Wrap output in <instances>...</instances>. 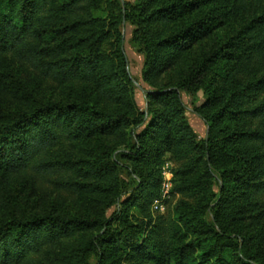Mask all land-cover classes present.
I'll return each instance as SVG.
<instances>
[{"label":"trees","instance_id":"obj_1","mask_svg":"<svg viewBox=\"0 0 264 264\" xmlns=\"http://www.w3.org/2000/svg\"><path fill=\"white\" fill-rule=\"evenodd\" d=\"M200 88L202 141L181 99ZM167 154L181 199L154 217ZM93 256L264 264V0H0V264Z\"/></svg>","mask_w":264,"mask_h":264},{"label":"rangeland","instance_id":"obj_2","mask_svg":"<svg viewBox=\"0 0 264 264\" xmlns=\"http://www.w3.org/2000/svg\"><path fill=\"white\" fill-rule=\"evenodd\" d=\"M123 1H129V2H134L135 0H123ZM134 29L135 26L132 25L129 21H123L121 24L120 30L124 36V42H123V49L126 53L127 56V68L130 73V76L133 80V90H134V95L135 99L137 101V104L141 110H146L147 108V92L149 90H152V87L148 85L142 77L143 74V69H144V63H145V54L142 51H139L136 46L134 45L133 42V37H134ZM196 97V100L194 99ZM181 99L185 105V116L188 121V123L193 127V129L196 131L198 134L199 139L205 140L208 135V130L209 127L207 123L202 119L201 116H199L195 112V108L197 106L202 105L205 100H206V95L205 91L203 88H200L197 90L195 93H191L188 91H183L181 93ZM141 130V129H140ZM179 163L172 159L169 154L166 155L162 165L159 167V171L161 174V188H160V194L157 197L162 196V191H163V182L165 179L171 181L170 189H169V194L164 198L165 201V209L164 211H159L153 209V201L151 204V212L154 217L158 215H163L166 217H170L174 215L175 208L181 199V194L177 193L174 188H175V178H176V171L178 168ZM121 177L127 181V183L130 186H134L136 183V179H131V176L129 175L128 171L125 169L121 170ZM50 180V179H49ZM44 181L40 182L43 184ZM47 183H51L47 181ZM48 185V184H47ZM53 186V184L51 183ZM49 187V186H48ZM156 197V198H157ZM118 206H113L109 208L106 212L107 217H111L112 214L118 210ZM208 219H212V212H208L207 215ZM90 264H97V259L95 256L91 257L89 260Z\"/></svg>","mask_w":264,"mask_h":264},{"label":"built area","instance_id":"obj_3","mask_svg":"<svg viewBox=\"0 0 264 264\" xmlns=\"http://www.w3.org/2000/svg\"><path fill=\"white\" fill-rule=\"evenodd\" d=\"M170 185H171V181L170 180H167L165 179L164 182H163V191H162V196L160 197H157L154 199L153 201V209L155 210H159V211H164L165 209V201H164V198L166 196H168L169 194V189H170Z\"/></svg>","mask_w":264,"mask_h":264}]
</instances>
